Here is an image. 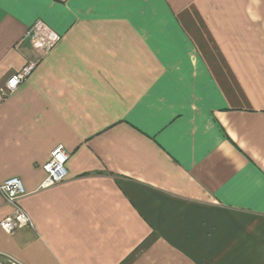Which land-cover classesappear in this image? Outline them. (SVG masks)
<instances>
[{"label":"crops","instance_id":"0c3cea01","mask_svg":"<svg viewBox=\"0 0 264 264\" xmlns=\"http://www.w3.org/2000/svg\"><path fill=\"white\" fill-rule=\"evenodd\" d=\"M30 63L0 91V185L31 227L0 229V261L264 264V0H0V78Z\"/></svg>","mask_w":264,"mask_h":264},{"label":"built area","instance_id":"2783aa9c","mask_svg":"<svg viewBox=\"0 0 264 264\" xmlns=\"http://www.w3.org/2000/svg\"><path fill=\"white\" fill-rule=\"evenodd\" d=\"M25 39H28L32 47L39 51L41 55L45 54L59 39L47 28L36 23L26 33ZM34 64L30 63L23 67L19 72L12 75V78L20 81L21 85L30 75ZM12 93L13 91H7ZM68 155L62 146L55 147L51 153L48 162L44 165L45 179L40 184V189H48L62 183L68 175L66 162ZM0 187H3L7 193V200H4L10 206L11 212L7 217L0 221V229L6 234H13L14 231L23 227H31V221L27 213L19 205V200L25 196V191L21 181L18 178H10L4 181ZM0 264H22L12 257L5 256Z\"/></svg>","mask_w":264,"mask_h":264},{"label":"snow or ice","instance_id":"6c2138e0","mask_svg":"<svg viewBox=\"0 0 264 264\" xmlns=\"http://www.w3.org/2000/svg\"><path fill=\"white\" fill-rule=\"evenodd\" d=\"M131 2V0H129ZM74 4L83 6V3H86V0H73ZM21 82L12 78V76H8L6 78H0V91H14ZM200 167L197 172L206 176L207 172H215L219 169L220 164L216 157L209 155L207 158H203L201 161H198ZM196 175V173H194ZM7 193L5 192L3 187H0V199L7 200Z\"/></svg>","mask_w":264,"mask_h":264}]
</instances>
